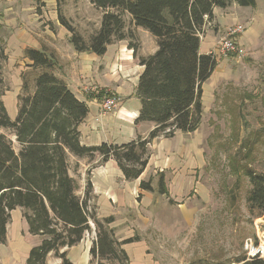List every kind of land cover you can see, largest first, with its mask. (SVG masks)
I'll use <instances>...</instances> for the list:
<instances>
[{
	"label": "trees",
	"instance_id": "1",
	"mask_svg": "<svg viewBox=\"0 0 264 264\" xmlns=\"http://www.w3.org/2000/svg\"><path fill=\"white\" fill-rule=\"evenodd\" d=\"M90 2L102 14L98 30L89 39L85 40L58 12L59 23L68 30V40L79 52L102 55L112 40H128L133 57L143 67L136 88L140 109L135 123L151 122L154 127L146 137L138 136L124 144H82L79 126L88 112L86 103L54 75L58 61L53 53L31 47L24 49L23 56L34 71L33 91L30 92L29 81L23 75L14 119L8 115L1 99L4 93L0 77V129H11L19 145L16 151L12 140L0 132V243L6 241L10 212L20 208L28 233L41 239L29 250L26 264H47L50 252L60 259V264H73L63 249L82 240L91 229L90 221L95 230V239L89 247L91 262L130 264L122 246L139 237L118 240L109 227L114 218L97 216L95 205L90 204L89 170L83 195L77 194V179L68 172L69 156L86 158L89 162L99 157L98 163L114 159L126 180L137 179L148 163V145L154 138L171 137L175 131L193 132L200 124L201 87L212 74L216 57L213 53H199V35L204 23L213 20V9L225 8L232 2L244 7L256 5V0ZM124 13L130 16V25L141 27L155 37L157 49L153 54H139L138 39L130 27H126ZM6 60L0 37V71ZM92 95L101 100L111 96L103 90ZM245 175L251 185L246 197L249 210L264 213V173L247 168ZM139 187L153 191L150 179L141 180ZM158 192L166 194L162 174L158 179ZM249 262L264 264V259L254 258Z\"/></svg>",
	"mask_w": 264,
	"mask_h": 264
},
{
	"label": "crops",
	"instance_id": "2",
	"mask_svg": "<svg viewBox=\"0 0 264 264\" xmlns=\"http://www.w3.org/2000/svg\"><path fill=\"white\" fill-rule=\"evenodd\" d=\"M54 1L50 0L55 8ZM88 3L91 8H95L90 0ZM242 7L244 6L232 2L225 8L213 9V20L204 23L202 33L199 35L200 54L212 53V50L213 53L215 52L217 43L227 26L253 19V14L243 11ZM22 14V11H18V14L11 13L14 22L2 23L4 29L10 30L8 45L5 48L8 62L14 64L12 63L14 58L23 57V60L18 62V67H15L14 87L1 97L4 105L5 98L10 97L16 104L17 113V96L22 86L20 75L24 70H32L29 66L30 61L23 56L24 49L27 47L44 49L53 53L58 61L53 70L54 75L88 107L86 117L79 126L82 144L98 145L102 142L124 144L135 140L138 136H147L154 127L153 123H135L140 109L136 88L143 67L133 57L132 49L128 48V40H112L102 55L90 51L79 52L69 42L70 33L56 20L57 17L45 23L32 16L28 19L21 16ZM25 22H30V25L26 24L28 29L23 27ZM74 22L70 24L87 40L86 31L81 32ZM220 22L224 23L223 28ZM99 26L100 20L94 28L91 23H86L84 30L93 28L96 32ZM131 28L139 42V54L142 56L153 54L157 49L155 37L141 27L131 25ZM250 31L244 37L249 36ZM205 82L201 87L202 95ZM100 90L118 99V105L113 112L102 114L101 98L92 95ZM202 99L203 96L201 102ZM8 114L13 117L9 112ZM153 147L158 149L156 154L152 152ZM148 150L150 154L148 163L135 180H126L116 161L111 158L106 162L98 163L99 157L89 162L86 158L70 155L68 172L77 179L80 187L78 194L82 196L87 171H90L91 200L95 204L96 214L100 218L109 215L114 218L110 228L113 229L116 237L125 238L135 234L139 236L137 241L123 246L130 259L132 254L136 264H195L194 260L186 261L181 254L186 255L189 249H192L182 235L194 228L196 222L198 228L203 224V213L191 204L196 196L192 195L191 198L187 193L188 188L191 190L193 186L198 185L196 178L191 176L192 169L198 168V128L189 133L175 131L171 137L157 136L148 145ZM73 162L77 166L73 165L72 171ZM159 173L163 175L168 193L157 194L140 189V181L151 178V186L155 190ZM94 239L95 231L92 230L88 239L84 235L77 245L68 248L69 260L73 264H88L89 247ZM40 240L39 236L28 233V226L22 217L21 209L12 210L6 226V241L0 243V264H26L29 250L39 244ZM129 245L131 254L128 252ZM51 254L52 252L48 253L46 257L47 264ZM221 262L206 254L198 243V264H222ZM50 264H60V259L55 258ZM231 264H244V260L236 259Z\"/></svg>",
	"mask_w": 264,
	"mask_h": 264
},
{
	"label": "rangeland",
	"instance_id": "3",
	"mask_svg": "<svg viewBox=\"0 0 264 264\" xmlns=\"http://www.w3.org/2000/svg\"><path fill=\"white\" fill-rule=\"evenodd\" d=\"M54 2L55 8L50 0H0V37L4 48L8 45L10 30L4 29L2 23L14 22V16L10 14H18V11L23 12L21 16L39 18V21L45 23L57 17L59 12L69 23L75 21L81 32L86 31L85 38L89 39L95 33L93 28L99 23L100 9L91 8L88 0H61L59 4ZM242 9L253 14V19L241 22L245 30L238 36L245 54L220 56L214 53L217 65L204 83L203 111L198 126V168L191 171L198 185L191 190L187 189L189 197L196 196L191 204L203 213V224L198 228L196 222L194 228L182 235L192 249L186 255L181 254L186 261L194 260L195 264H198V243L206 254L219 263L222 261V264H231L238 258L243 259L244 264H250L251 260L245 259L242 249L246 238L264 244V213L249 210L246 197L251 185L245 175L247 168L264 173V0H256L255 7ZM123 19L126 27L132 29L127 13L123 14ZM29 23L25 22L23 27L28 29ZM86 23H91L92 30H84ZM220 26L223 28L224 23L220 22ZM249 31V36L244 37ZM21 59L23 57L14 58V64L8 60L2 63L0 77L4 94L14 87L15 70ZM23 75L28 79L32 91L34 71H22L21 80ZM9 98L4 101L7 112L13 116L10 118L14 119L16 104ZM0 132L12 140L14 149L18 151L19 145L13 131L0 129ZM151 149L154 154L158 151L157 147ZM74 163L72 171L76 166ZM155 187L151 192L160 194L158 182ZM90 204L95 205L92 200ZM90 227L94 230L92 221ZM91 229L84 234L87 239ZM116 238L122 240L128 237ZM67 249L63 250L67 252ZM128 252L131 254L130 245ZM130 256V264H136L132 254ZM55 258L52 253L49 264ZM88 264H95L91 262V257Z\"/></svg>",
	"mask_w": 264,
	"mask_h": 264
},
{
	"label": "built area",
	"instance_id": "4",
	"mask_svg": "<svg viewBox=\"0 0 264 264\" xmlns=\"http://www.w3.org/2000/svg\"><path fill=\"white\" fill-rule=\"evenodd\" d=\"M244 30L245 28L241 23H234L227 26L217 43L214 53L220 56H243L245 52L238 42V36L243 33ZM117 105L118 99L115 96H104L100 101L102 114L113 112ZM242 249L245 252L246 260L264 258V244L261 242H255L251 238H246L243 241Z\"/></svg>",
	"mask_w": 264,
	"mask_h": 264
}]
</instances>
